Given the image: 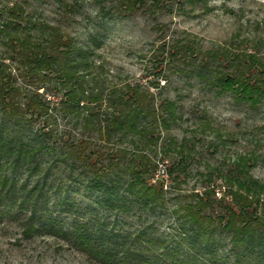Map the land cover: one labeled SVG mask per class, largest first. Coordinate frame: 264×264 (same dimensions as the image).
Here are the masks:
<instances>
[{
    "label": "trees",
    "instance_id": "1",
    "mask_svg": "<svg viewBox=\"0 0 264 264\" xmlns=\"http://www.w3.org/2000/svg\"><path fill=\"white\" fill-rule=\"evenodd\" d=\"M29 6L0 4V221L22 217L26 236L63 238L96 264H264V182L252 173L254 152L208 167L201 192L175 197L172 233H160L154 221L132 233L120 229L122 216L163 214L165 183L190 174L194 145L170 135L180 106L144 84L104 80L93 50ZM160 8L164 0H115L100 13L113 19ZM169 56L177 73L190 68L216 96L254 112L264 107V59L255 51L203 52L175 41ZM60 118L78 136L59 135ZM201 127L219 136L209 145L215 149L234 138L209 121ZM160 165L169 181L152 183ZM81 192L90 203L77 201Z\"/></svg>",
    "mask_w": 264,
    "mask_h": 264
},
{
    "label": "rangeland",
    "instance_id": "2",
    "mask_svg": "<svg viewBox=\"0 0 264 264\" xmlns=\"http://www.w3.org/2000/svg\"><path fill=\"white\" fill-rule=\"evenodd\" d=\"M14 1L17 0H0V4ZM65 1L75 3L74 12L66 10L59 0H28L30 10L37 17L61 26L77 45L94 51L96 65L104 67V80L144 84L158 98L176 101L180 119L170 135L178 141L191 142L195 148L189 176L182 183H166L164 187L169 202L163 214L156 216L139 211L136 215L122 216L120 220L124 224L120 229L132 233L154 221L160 233H172L176 227L172 215L178 203L175 197L201 192L203 174L208 167L228 165L240 153L254 152L259 157L252 173L264 182V107L254 112L228 96H216L188 72L190 68H185V73H177L176 63L169 58L175 41H182L203 52L252 50L264 59V0H164L166 8L156 13L140 11L113 19H105L100 10L101 7L110 9L115 0ZM52 101L58 104V98ZM205 121L220 129L223 135L234 136L226 148L209 146L212 141L218 143L219 136L203 131L201 125ZM53 129L67 138L80 133L61 118ZM174 156H168L169 164ZM162 169L164 166H160L159 170ZM60 171H66L64 165ZM163 179L169 181L168 176H159L158 180ZM156 180L153 178L152 183ZM214 183L219 188V181ZM76 199L82 205L90 203L82 192L76 194ZM22 220V217H7L0 221V264H96L86 254L68 246L63 238L44 233L26 236Z\"/></svg>",
    "mask_w": 264,
    "mask_h": 264
},
{
    "label": "built area",
    "instance_id": "3",
    "mask_svg": "<svg viewBox=\"0 0 264 264\" xmlns=\"http://www.w3.org/2000/svg\"><path fill=\"white\" fill-rule=\"evenodd\" d=\"M161 167H163V165H160ZM159 176H161L162 178L164 177H167L166 173H165V168L162 169V170H159L156 175H155V178L157 179L156 181H158L159 179ZM166 180V179H165ZM167 183V182H166ZM166 183H165V186H166Z\"/></svg>",
    "mask_w": 264,
    "mask_h": 264
}]
</instances>
